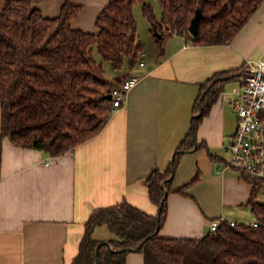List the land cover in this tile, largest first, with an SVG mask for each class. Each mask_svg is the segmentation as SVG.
Listing matches in <instances>:
<instances>
[{
  "label": "crops",
  "instance_id": "obj_1",
  "mask_svg": "<svg viewBox=\"0 0 264 264\" xmlns=\"http://www.w3.org/2000/svg\"><path fill=\"white\" fill-rule=\"evenodd\" d=\"M70 1L80 6L72 27L96 33V18L108 0ZM64 2L41 0L37 7L55 17ZM141 41L147 57L143 67L105 69L110 85L127 73L140 80L98 134L59 156L0 139V264H70L96 208L126 201L156 215L146 179L153 170L169 167L190 131L201 83L247 60H264V3L227 45H193L172 35L158 60L151 41ZM242 78L225 84L198 126L196 146L181 155L160 236L199 239L221 217L243 222L251 215L246 222L253 220L248 204L253 185L228 164L224 151L237 125L232 89ZM182 187L184 193L176 191ZM93 234L105 242L114 238L104 225ZM124 264H144L142 253L130 252Z\"/></svg>",
  "mask_w": 264,
  "mask_h": 264
},
{
  "label": "trees",
  "instance_id": "obj_2",
  "mask_svg": "<svg viewBox=\"0 0 264 264\" xmlns=\"http://www.w3.org/2000/svg\"><path fill=\"white\" fill-rule=\"evenodd\" d=\"M41 0H0V139L15 145L59 156L98 134L112 113L106 70L93 55L95 45L114 70L134 67L144 44L137 36L134 6L143 14L165 54L172 35L193 45H227L240 33L264 0H157L161 19L146 0H108L96 18L97 32H84L71 25L80 6L65 0L55 17H46ZM201 9L197 33L189 25ZM241 68L220 71L200 85L190 131L176 148L165 171L153 170L146 179L150 200L158 206L148 214L126 201L94 209L84 225L79 252L70 264H124L130 252H140L144 264H264V202L257 199L259 182L249 180V206L257 226L222 222L214 233L199 239L159 235L167 215V195L184 152L196 146L202 118L224 90L225 84L244 76ZM264 186V185H263ZM184 193V187L176 189ZM167 192V194H165ZM114 234L105 241L94 237L97 226ZM98 247V256L96 250Z\"/></svg>",
  "mask_w": 264,
  "mask_h": 264
},
{
  "label": "built area",
  "instance_id": "obj_3",
  "mask_svg": "<svg viewBox=\"0 0 264 264\" xmlns=\"http://www.w3.org/2000/svg\"><path fill=\"white\" fill-rule=\"evenodd\" d=\"M137 67L145 65V52L140 53ZM245 75L239 86L232 89L230 101L236 116V129L230 140L224 145L228 155V164L264 185V60H247ZM140 76L127 73L119 82L110 86L112 110L121 107L130 90L139 82ZM222 222L231 226L235 221L225 217L214 220L210 224V232L214 233ZM257 226L253 219L248 222Z\"/></svg>",
  "mask_w": 264,
  "mask_h": 264
},
{
  "label": "rangeland",
  "instance_id": "obj_4",
  "mask_svg": "<svg viewBox=\"0 0 264 264\" xmlns=\"http://www.w3.org/2000/svg\"><path fill=\"white\" fill-rule=\"evenodd\" d=\"M145 3L150 5L153 8L157 20L160 21L162 10H161V6L157 2V0H146ZM143 4L144 3L140 2L134 6V17H135V20L137 23V36L140 40H145L149 43L151 41V45H154L157 48V50H159L158 45L154 41V35L150 30L151 25H150L148 19L143 14V10H142ZM146 51H148V50L146 49ZM93 55L97 61L102 62L104 68L107 71H115L112 68L110 61L103 60L102 57L98 54L95 45L93 46ZM146 59H147V57L145 56L144 60H146ZM258 200L260 202H264V186H262V185L259 186ZM249 218H251V215L245 217L244 219H242V221L246 222V220H248Z\"/></svg>",
  "mask_w": 264,
  "mask_h": 264
},
{
  "label": "water",
  "instance_id": "obj_5",
  "mask_svg": "<svg viewBox=\"0 0 264 264\" xmlns=\"http://www.w3.org/2000/svg\"><path fill=\"white\" fill-rule=\"evenodd\" d=\"M202 16V11L201 9H197L194 16L192 17L191 21H190V25H189V31L195 35L197 33V29H198V24H199V19ZM108 98L111 99V95L108 94ZM202 112V106L200 105V111L198 114L195 115V117L201 115ZM167 194V192L165 193ZM106 244H108V242H105ZM96 256H98V247L96 250ZM95 264H98V258H96V262Z\"/></svg>",
  "mask_w": 264,
  "mask_h": 264
}]
</instances>
